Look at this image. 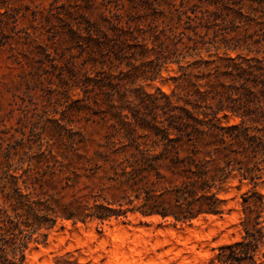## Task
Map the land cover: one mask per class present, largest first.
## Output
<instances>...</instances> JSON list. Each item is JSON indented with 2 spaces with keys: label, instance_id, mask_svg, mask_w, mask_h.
<instances>
[{
  "label": "trees",
  "instance_id": "obj_1",
  "mask_svg": "<svg viewBox=\"0 0 264 264\" xmlns=\"http://www.w3.org/2000/svg\"><path fill=\"white\" fill-rule=\"evenodd\" d=\"M80 1L29 9L0 0V48L23 68L25 92L46 81L47 103L63 105L58 119L47 116L45 104L34 108L28 129L16 127L7 138L0 264H23L31 236L44 241L47 233L39 230L57 219L102 224L138 214L183 224L222 215L233 179L249 185L240 195L243 234L216 247L210 263L263 264L264 194L256 187L264 184V0H204L215 10L202 12V26H217V18L223 23L210 36L196 25H189L191 33L136 31L130 10L121 24L117 0L116 12L94 20L85 14L91 0ZM245 7L261 11L253 18L258 27L231 35L235 18L252 20ZM25 17L29 25L18 26ZM19 43L26 49L18 50ZM167 63L177 65L169 93L134 86L154 79ZM72 90L81 96L69 100ZM74 112L86 119L108 114L117 122L91 145L71 125Z\"/></svg>",
  "mask_w": 264,
  "mask_h": 264
},
{
  "label": "rangeland",
  "instance_id": "obj_2",
  "mask_svg": "<svg viewBox=\"0 0 264 264\" xmlns=\"http://www.w3.org/2000/svg\"><path fill=\"white\" fill-rule=\"evenodd\" d=\"M51 1L11 0V3L21 8L28 6L29 9H41L47 7ZM59 1L72 3V0ZM83 1L81 0L80 3ZM117 2L123 3V7L118 10L122 15L121 24L125 26V21L128 19L125 11L130 10L129 13L139 28L136 31H186L191 33L194 30L189 25H196L195 31L201 33L208 31L209 36L215 30L223 31V23L220 18L214 20L218 25L211 26L208 30L200 23L199 17L202 12L206 15L215 10L214 6L207 5L204 0H140L137 4L132 5L128 0H117ZM91 3H93L91 13L89 11L85 13L91 19L98 20L101 12L109 15L108 10L116 12V0H91ZM242 12L252 20L243 21L240 18H235L233 23L237 27L230 30L233 31L231 35L243 36L255 32L258 27L253 18L259 17L261 11L253 13L245 7ZM187 15L191 18L190 20L187 19ZM211 18L213 15L210 16ZM187 20L189 23L186 22ZM28 25L29 21L26 17L18 22V26ZM231 27V24H228L226 29H231ZM29 30L32 31L31 28ZM35 31L38 32V30ZM14 46L18 50L26 49L20 43L14 44ZM60 50L61 48H58V52ZM8 53L6 47L0 48V177L7 138L15 132L14 129L16 127L28 129L34 108L40 110L45 104L47 116L56 119L60 118V111L63 109L60 102L47 103L48 92L43 93L41 90V87L47 85L46 81L41 85L32 83V88L25 92V83L19 76L23 68L13 63L8 58ZM210 53H213V50ZM201 55L206 57L207 53L202 50ZM150 58L152 56L148 57V59ZM176 67L175 63H167L161 67L154 79H139L134 86H140L148 93H153L156 88L169 93L172 87L169 77L176 72ZM114 74H117V70L114 71ZM51 87H54V84ZM79 96L81 93L78 90L69 92V100H74ZM68 118L73 127L87 133L91 145L102 141V136L110 124L117 122L116 118H112L108 114L103 119L97 115L86 119L84 113L74 112ZM230 122L232 121L230 120ZM40 124L41 121L37 123L38 126ZM10 171L12 172L11 169ZM248 188L249 185L245 181L231 180L228 191L224 194L226 198L224 213L222 215L199 216L190 223L173 224L171 221L162 220L157 216L141 217L138 214H129L127 219L112 218L102 224H97L96 221L72 224L69 220L57 219L50 229L39 230V233H47L44 241H42L43 237L37 233L31 236L24 250L23 264H219L217 261L210 263L216 247L239 240L243 234L240 221L244 213L240 195ZM256 190L264 194V184L257 186ZM260 220L264 225V211H262ZM118 225L123 226L128 233L124 238L125 246L132 245L134 234L139 233L147 236L148 248L146 252L138 254L135 251L137 262L124 263L117 261L113 256L111 251L113 242L119 239L116 237L113 227ZM211 229L213 230L211 231ZM188 235H191L193 239L185 240ZM165 239H170L171 244L164 242ZM222 240H228V242L219 243ZM261 251L264 252V245L261 246ZM258 256L264 264V258L260 254Z\"/></svg>",
  "mask_w": 264,
  "mask_h": 264
},
{
  "label": "bare ground",
  "instance_id": "obj_3",
  "mask_svg": "<svg viewBox=\"0 0 264 264\" xmlns=\"http://www.w3.org/2000/svg\"><path fill=\"white\" fill-rule=\"evenodd\" d=\"M113 230H115L116 237L119 238L118 240L113 242L112 250H111L115 259L117 261L119 260V261L124 262V263L137 262V256H136L135 251L138 254L146 252V250L148 248L147 247V242H148L147 236H145L144 234H139V233L134 234L133 240H132V245L130 247H128V246H125V242H124V238L128 234L126 232V229L123 226L118 225V226H114ZM212 230L213 229H211V231ZM191 239H193V237L191 235H188L185 237V240L189 241ZM157 242H159L158 239H157ZM164 242H169V244H171L170 239H165ZM224 242H228V240H222L219 243H224Z\"/></svg>",
  "mask_w": 264,
  "mask_h": 264
}]
</instances>
